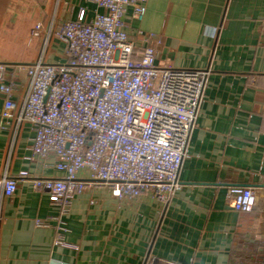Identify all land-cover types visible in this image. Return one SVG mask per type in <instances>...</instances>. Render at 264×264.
<instances>
[{"label": "crops", "instance_id": "obj_1", "mask_svg": "<svg viewBox=\"0 0 264 264\" xmlns=\"http://www.w3.org/2000/svg\"><path fill=\"white\" fill-rule=\"evenodd\" d=\"M82 10L86 22L104 12L88 0H0V63L11 71L40 58L63 62L58 32ZM131 13L124 16L129 39L157 47L158 64L207 72L180 188L167 202L152 190L118 198L83 169L76 176L86 187L64 207L22 180L1 202L0 264H263L264 0H148L142 21ZM35 25L41 37L32 36ZM27 91L23 81L18 105ZM3 106L0 93V177L24 170L31 178L64 177L53 156H32L31 126L7 125ZM234 185L258 189L255 211L228 205Z\"/></svg>", "mask_w": 264, "mask_h": 264}, {"label": "built area", "instance_id": "obj_2", "mask_svg": "<svg viewBox=\"0 0 264 264\" xmlns=\"http://www.w3.org/2000/svg\"><path fill=\"white\" fill-rule=\"evenodd\" d=\"M88 1L104 12L86 22L82 10L77 20L64 23L58 32L65 44L63 62L40 58L13 71L0 63L3 119L7 125L29 124L32 156H53L55 169L65 174L41 179L24 170L16 177L2 176L0 206L27 179L52 203L68 206L86 187L76 176L83 169L118 198L152 190L167 202L181 186L178 175L207 72L160 65L157 47L140 48L129 39L125 11L131 8V19L142 21L148 0ZM31 34L41 37L43 27L35 25ZM138 34L162 45L155 34ZM23 81L28 91L18 105ZM226 200L235 211L252 213L258 189L230 186Z\"/></svg>", "mask_w": 264, "mask_h": 264}, {"label": "rangeland", "instance_id": "obj_3", "mask_svg": "<svg viewBox=\"0 0 264 264\" xmlns=\"http://www.w3.org/2000/svg\"><path fill=\"white\" fill-rule=\"evenodd\" d=\"M58 62H61V61H58ZM256 245H257V244H256ZM262 247H263V245H262ZM255 253H256V254H258V251H257V249L255 250Z\"/></svg>", "mask_w": 264, "mask_h": 264}]
</instances>
